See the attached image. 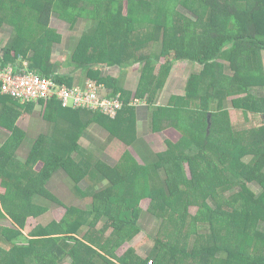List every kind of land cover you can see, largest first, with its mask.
I'll list each match as a JSON object with an SVG mask.
<instances>
[{
    "label": "trees",
    "instance_id": "1",
    "mask_svg": "<svg viewBox=\"0 0 264 264\" xmlns=\"http://www.w3.org/2000/svg\"><path fill=\"white\" fill-rule=\"evenodd\" d=\"M54 14L69 23L97 20L95 31L81 36L74 49L76 63L126 66L132 59L143 63L141 77L114 117L62 106L54 97L21 103L0 95V127L9 132L0 145V264H264V0H0V27L10 24L15 32L12 43L0 48V64L67 85L50 62L51 46L60 39L49 26ZM158 37V54L142 52L152 50L147 47ZM182 60L202 70L189 75L183 95L158 105V91L173 63ZM112 85V94L104 96L117 94ZM33 103L44 104L46 112L60 105L88 109L113 121L126 105L148 106L150 129L164 135L173 130L179 138H166V149L150 165L125 155L123 173L97 161L93 169L106 185L91 208L65 205L59 220L26 233L27 218L47 210L40 200L64 206L46 186L56 170L75 183L90 174L86 162L72 157L77 134L69 145L42 134L23 160L15 156L24 138L17 119ZM232 112L243 127L231 121ZM232 183L240 187L238 202L223 191ZM145 197L148 211L161 220L153 258L142 259L132 248L119 256L117 249L140 230ZM101 219L106 225L98 229Z\"/></svg>",
    "mask_w": 264,
    "mask_h": 264
},
{
    "label": "crops",
    "instance_id": "2",
    "mask_svg": "<svg viewBox=\"0 0 264 264\" xmlns=\"http://www.w3.org/2000/svg\"><path fill=\"white\" fill-rule=\"evenodd\" d=\"M51 20L52 16L50 18L51 27L60 35V39L51 46L50 62L54 73L63 76L68 86H83L87 78H93L98 82L102 95L112 94L113 82L118 88L117 93L121 95L122 100L134 94L141 77L142 62L131 59L126 66L120 64L105 65L99 62H92L83 66L72 59L71 56L81 36L92 34L97 28L96 19L85 17L77 19L73 23L58 19L62 24H52ZM14 36L13 27L10 24H3L0 27V48L11 44ZM149 47L152 50H142V52L158 54L160 49L159 37L147 48ZM93 52L97 53L96 50ZM16 59V62L19 61V55ZM262 61L264 65V55ZM25 63L27 64L26 60ZM158 66L159 63L155 67V72ZM201 70L202 65L197 62L182 60L173 63L162 89L157 93L156 103L165 105L172 96L183 95L189 75L199 73ZM229 98L227 102L225 101V106L230 104ZM150 110L148 106L126 105L118 118L113 121L106 116L95 115L88 109L63 108L60 105L54 106L46 112L44 104L27 105L21 108V116L16 122L24 131V138L15 156L23 160L34 141L42 134L51 136L62 145L71 144V138L77 134L78 149L72 153V157L89 163L90 167L95 168L97 161H102L113 167L124 165L125 155L128 154L138 164L150 165L156 159V154L166 149L165 140L170 138L169 134H166L167 137H165L162 132H153L150 129ZM8 135L9 132L0 127V145L5 142ZM156 175L155 181L161 182L162 173L158 172ZM105 185V180L95 169L78 183H75L62 169L56 170L46 186L58 200L63 202L64 206L56 205L44 199L40 200L42 205L47 207V210L38 216H41L42 219L35 225L45 224L51 220L57 221L53 211L56 209L63 216L65 205L79 207L82 210L90 209L94 195L102 191ZM140 202H142L139 205L141 212L138 216L140 230L131 240L124 242L117 249L116 254L120 256L132 248L140 258L151 259L153 258L155 237L161 229V220L148 211L149 198H142ZM35 225L25 227L30 230ZM104 225L106 222L101 219L95 226L100 229ZM110 231V228L105 229L104 235H109Z\"/></svg>",
    "mask_w": 264,
    "mask_h": 264
},
{
    "label": "built area",
    "instance_id": "3",
    "mask_svg": "<svg viewBox=\"0 0 264 264\" xmlns=\"http://www.w3.org/2000/svg\"><path fill=\"white\" fill-rule=\"evenodd\" d=\"M2 94L14 97L21 103L46 102L54 97L62 106L99 109L111 117L123 106L120 94L110 97L102 95L100 86L91 78H87L83 86L70 87L55 82L52 76H42L26 70L15 72L12 64H0V95ZM147 264H151V260Z\"/></svg>",
    "mask_w": 264,
    "mask_h": 264
},
{
    "label": "rangeland",
    "instance_id": "4",
    "mask_svg": "<svg viewBox=\"0 0 264 264\" xmlns=\"http://www.w3.org/2000/svg\"><path fill=\"white\" fill-rule=\"evenodd\" d=\"M155 2H157V1H155ZM154 2V3H155ZM163 2V1H162ZM149 7H151V6H149ZM152 8V7H151ZM150 8V9H151ZM149 9V10H150ZM182 10H187V9H185L184 7H182L181 8ZM158 11V13L156 14V15H158V16H160L161 17V15H160V13H161V10H157ZM7 15H8V19L9 20H12L13 18L11 17V15L10 14H12V13H6ZM58 17L54 14V15H52V20H51V23L52 24H62L58 19H57ZM8 22V21H7ZM12 24V23H11ZM13 25V24H12ZM66 25V24H65ZM49 26L51 27V24H49ZM18 56V55H17ZM19 57L20 58H22V55L21 54H19ZM25 61V60H24ZM255 87H257V86H255ZM264 91V89H262V92ZM252 92V94H255V90H252L251 91ZM242 95H244V94H238L237 96H242ZM22 108H24V107H22ZM22 110H24V109H22ZM238 115H239V117H238V119L240 118V120H243V119H241V113H240V111H237L236 112ZM236 114H235V112H232V113H230V118H231V121L234 123V125L237 127H243V123L242 122H239V120H237V118H235V120H233L234 118H233V116H235ZM176 130V129H175ZM176 132H178L177 130H176ZM166 135V134H165ZM164 135V136H165ZM169 135H170V138H172V140H174V141H176V140H178V138H179V135H176L175 134V131H173L172 130V132L171 131H169ZM49 136V135H48ZM165 137H167V136H165ZM88 166H90V164L89 163H87L86 164V169L89 171V169H88ZM118 169H120L121 170V172L123 173V172H125V167H124V165H120V166H118ZM93 170V167H90V172ZM87 171V172H88ZM230 190H231V193H230ZM239 190H240V187H239V184L238 183H232V184H230V185H226V186H224L223 187V191L225 192V193H227V194H230V196H232L233 194H235V195H233L232 196V200H233V202H238V201H240V199H241V197L239 196V194H237L238 192H239ZM229 192V193H228ZM141 201V200H140ZM145 201V200H144ZM140 203H142V202H139V205H140ZM146 205H147V202H146ZM231 206L232 205H225V208H227V209H230L231 208ZM191 212H194V210H195V208L194 207H191ZM53 213H55L56 215V219L58 220V219H60V212H58L56 209H54V211H53ZM54 215V214H53ZM46 217V216H45ZM54 217V216H53ZM55 218V217H54ZM40 219H42V217L40 216V217H38V218H35V217H32V218H27V220H26V223H28L26 226L28 227V226H31V225H35L36 224V222H40L41 220ZM4 223H6L7 221H3ZM38 222V223H39ZM261 223H264V222H260V224ZM87 227H81V230L82 231H84L85 229H86ZM23 231L24 232H28L29 230H28V228H24L23 229ZM263 232H258V234L260 235V234H262ZM190 239V238H189ZM238 264H242V263H238Z\"/></svg>",
    "mask_w": 264,
    "mask_h": 264
}]
</instances>
